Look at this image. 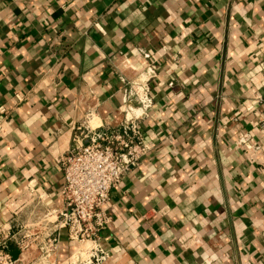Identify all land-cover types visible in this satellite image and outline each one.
Returning a JSON list of instances; mask_svg holds the SVG:
<instances>
[{"label": "crops", "instance_id": "1", "mask_svg": "<svg viewBox=\"0 0 264 264\" xmlns=\"http://www.w3.org/2000/svg\"><path fill=\"white\" fill-rule=\"evenodd\" d=\"M151 62L150 150L104 208L105 264H264V0H0V229L27 235L19 264L77 258L52 215L60 159L80 126L123 123L120 76Z\"/></svg>", "mask_w": 264, "mask_h": 264}, {"label": "built area", "instance_id": "2", "mask_svg": "<svg viewBox=\"0 0 264 264\" xmlns=\"http://www.w3.org/2000/svg\"><path fill=\"white\" fill-rule=\"evenodd\" d=\"M140 54L147 61L152 59L143 49ZM157 77L152 62L133 79L120 76L124 84L123 123L117 128L80 126L74 146L60 159L65 177L61 190L64 209L52 215L56 217L57 228H67L70 238L81 246L72 264H105L108 261L109 254L102 245L101 233L111 224L112 218L104 208L110 201L111 191L150 150L141 123L154 108L152 82ZM6 112V108L0 106V113ZM248 139L245 136L242 141ZM12 240L19 250L28 247L27 235L19 238L11 231L0 229V264H19L9 248ZM56 247L57 238L49 239L42 248L45 258Z\"/></svg>", "mask_w": 264, "mask_h": 264}]
</instances>
